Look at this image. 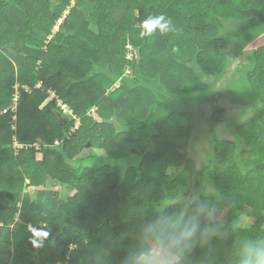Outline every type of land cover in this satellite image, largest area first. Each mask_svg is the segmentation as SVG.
Returning a JSON list of instances; mask_svg holds the SVG:
<instances>
[{
	"label": "trees",
	"instance_id": "trees-1",
	"mask_svg": "<svg viewBox=\"0 0 264 264\" xmlns=\"http://www.w3.org/2000/svg\"><path fill=\"white\" fill-rule=\"evenodd\" d=\"M160 15L173 30L142 37ZM236 43L234 138L209 128L200 166L193 121ZM2 111L0 264H139L181 219L198 229L176 264H239L264 239V0H0Z\"/></svg>",
	"mask_w": 264,
	"mask_h": 264
},
{
	"label": "rangeland",
	"instance_id": "rangeland-1",
	"mask_svg": "<svg viewBox=\"0 0 264 264\" xmlns=\"http://www.w3.org/2000/svg\"><path fill=\"white\" fill-rule=\"evenodd\" d=\"M228 59L229 62H231V65L228 66L227 73L225 77L220 80L216 81L214 87H213V92L208 100L210 104L207 102L201 105V111L202 114L204 115L201 117V114H196V117L193 121L194 124V138H196L194 141H190L188 145L191 146L193 144V147H190L187 149L188 152L191 154L195 151V156L198 160V164L202 166L204 163V159L208 155V150H209V143H210V137L211 133L208 132V129L212 127V129L219 134V138L221 139H232L234 138L233 133H232V128L234 123H236V118L238 117V112L239 108L237 105H231L229 104V98L231 99L232 97L228 98V94L231 90V85L235 80H237L241 72L244 70L245 66L249 64V58H248V48L246 47H240L236 44H232L230 48L228 49ZM54 97V95H52ZM217 107H224L226 108V117L222 119V121L219 123V125H216L213 128V125L211 124L209 117L204 119V117H207V115H210ZM70 111L69 108H65ZM71 112V111H70ZM251 112V111H250ZM249 112V113H250ZM6 113V112H5ZM2 115L4 114V111L0 113L1 119L3 118ZM249 116H252V112L249 114ZM170 135H171V143L181 146L185 140H186V134H187V127L186 126H178L170 127L169 129ZM55 144H58V141L55 142ZM40 148L38 146L37 151H39ZM83 156L87 155V152L82 153ZM43 158V155L38 154L36 155V159L38 161H41ZM49 188H57L60 190L61 193V198L63 200H67L68 198H71L75 195V192H70L67 191L65 188L58 187V184H55L53 182H49L48 184ZM32 192L34 189L31 190ZM194 203H197V201H193ZM217 217L219 219H226L227 215L224 212L218 213ZM247 224V223H246ZM151 255H156V249L151 252ZM157 260L163 261L164 264H176L179 262V259L177 256L172 255V256H156Z\"/></svg>",
	"mask_w": 264,
	"mask_h": 264
},
{
	"label": "clouds",
	"instance_id": "clouds-1",
	"mask_svg": "<svg viewBox=\"0 0 264 264\" xmlns=\"http://www.w3.org/2000/svg\"><path fill=\"white\" fill-rule=\"evenodd\" d=\"M140 35L151 36L156 30L164 34L172 31V21L165 16H150L141 25ZM198 229V225L185 223L182 219L172 224L159 239L156 246V255H150L139 264H164L157 260L156 256H172L177 245L190 246L193 237ZM239 264H264V239H249L240 248Z\"/></svg>",
	"mask_w": 264,
	"mask_h": 264
},
{
	"label": "built area",
	"instance_id": "built-area-1",
	"mask_svg": "<svg viewBox=\"0 0 264 264\" xmlns=\"http://www.w3.org/2000/svg\"><path fill=\"white\" fill-rule=\"evenodd\" d=\"M41 87V84L39 83V85L37 86V88H40ZM18 102V97L15 99V103H17ZM63 108L65 109L66 108V106H63ZM65 111H67V109H65Z\"/></svg>",
	"mask_w": 264,
	"mask_h": 264
},
{
	"label": "crops",
	"instance_id": "crops-1",
	"mask_svg": "<svg viewBox=\"0 0 264 264\" xmlns=\"http://www.w3.org/2000/svg\"><path fill=\"white\" fill-rule=\"evenodd\" d=\"M18 145L21 146V145L19 144V142L17 141V139L14 138V148L17 147Z\"/></svg>",
	"mask_w": 264,
	"mask_h": 264
}]
</instances>
